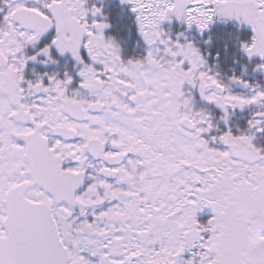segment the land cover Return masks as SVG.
<instances>
[{"label": "snow or ice", "instance_id": "6c2138e0", "mask_svg": "<svg viewBox=\"0 0 264 264\" xmlns=\"http://www.w3.org/2000/svg\"><path fill=\"white\" fill-rule=\"evenodd\" d=\"M128 2L150 46L142 58H122L106 19L89 23L103 12L87 0H3L0 264H264V147L231 129L205 138L211 114L183 86L225 122L229 109L264 107V89L234 75L253 90L231 92L192 40L161 27L235 18L253 31L241 47L264 57V0ZM53 26L51 43L24 55ZM53 45L75 58L80 89L67 72L26 80L27 61L52 60ZM248 126L264 132V111Z\"/></svg>", "mask_w": 264, "mask_h": 264}, {"label": "flooded vegetation", "instance_id": "af4514ba", "mask_svg": "<svg viewBox=\"0 0 264 264\" xmlns=\"http://www.w3.org/2000/svg\"><path fill=\"white\" fill-rule=\"evenodd\" d=\"M29 2L32 3L33 0H29ZM92 5L100 7L103 16L99 14L94 16L89 12L86 18L89 23L93 20L106 19L108 27L104 29V34L106 37L110 36L116 40L120 46L122 58H142L146 55L150 46L144 39L143 46H133L134 22L137 20L136 13L132 11V5L128 0H87V6ZM0 8H3V11H0V21H2L7 11V6L3 4V0H0ZM172 20L173 25L171 23L166 24L165 21L162 22L161 27L164 31L173 38H176L177 33H183L184 35L180 37L182 40L184 38L192 40L201 49L207 60L205 68L217 73L231 92L251 94L253 90L238 81L231 80L230 77L234 75L248 81L252 86H259V88L264 89V69L257 67L258 64H264V57H260L259 54H253L249 57L241 47V43L250 40L253 34L251 25L235 18L217 17L207 29L201 31L194 25L191 28L188 27L186 22L175 17ZM138 27L136 25L137 32H139ZM138 35L142 34L139 32ZM54 37L55 28L53 26L41 34L35 46L32 44L26 45L23 50L24 55H36L38 50L45 44H50ZM217 52L220 53L219 56L216 55ZM50 54L53 57L52 60H48L41 53L37 55L35 60L27 61L23 70L26 80L35 79L38 74L53 72L57 73L60 78H64V73L67 72L72 76V81L68 85L69 91L80 89L82 77L79 76V65L71 53L61 54L53 45ZM217 65H219L218 69L216 68ZM44 79L47 81L46 76ZM183 90L186 95L192 96L194 108H203L211 114L215 126L208 133L203 134L205 138L219 135L222 131L231 129L234 134H240L241 132L253 134L255 137L254 143L257 146L264 147V132L254 131L248 126V120L252 118L253 113L264 111V107L245 105L243 108L229 109L231 115L228 121L225 122L222 119L223 110L219 106L205 101L200 95L198 86L194 87L185 82ZM81 91L84 90L81 89ZM78 213L79 209L77 208L76 214ZM197 218L201 222L207 221L208 216L204 208L198 211Z\"/></svg>", "mask_w": 264, "mask_h": 264}, {"label": "water", "instance_id": "95a60500", "mask_svg": "<svg viewBox=\"0 0 264 264\" xmlns=\"http://www.w3.org/2000/svg\"><path fill=\"white\" fill-rule=\"evenodd\" d=\"M205 208H206V210H207V214H208L209 216L213 215V213H212V211H211L210 208H208V207H206V206H205Z\"/></svg>", "mask_w": 264, "mask_h": 264}, {"label": "clouds", "instance_id": "9594fccd", "mask_svg": "<svg viewBox=\"0 0 264 264\" xmlns=\"http://www.w3.org/2000/svg\"><path fill=\"white\" fill-rule=\"evenodd\" d=\"M216 68L218 69L219 68V65H217Z\"/></svg>", "mask_w": 264, "mask_h": 264}, {"label": "trees", "instance_id": "16d2710c", "mask_svg": "<svg viewBox=\"0 0 264 264\" xmlns=\"http://www.w3.org/2000/svg\"><path fill=\"white\" fill-rule=\"evenodd\" d=\"M136 37H137V36L135 35V36H134V39H136Z\"/></svg>", "mask_w": 264, "mask_h": 264}]
</instances>
